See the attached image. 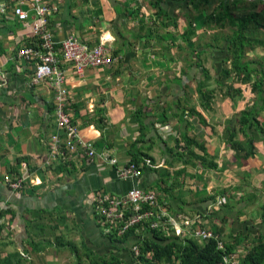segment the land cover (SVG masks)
Instances as JSON below:
<instances>
[{
  "label": "crops",
  "instance_id": "obj_1",
  "mask_svg": "<svg viewBox=\"0 0 264 264\" xmlns=\"http://www.w3.org/2000/svg\"><path fill=\"white\" fill-rule=\"evenodd\" d=\"M44 1L52 7L47 30L53 41L75 36L88 47L104 44L110 51V65L89 69L82 76L68 70V109L80 134L94 143L96 151L117 161L111 165L99 157L72 159L71 172L58 170L60 158L48 164L51 135L58 130L53 91L46 84L31 85L38 57L19 56L26 46L43 50L33 31L38 16L33 4L25 2L21 8L28 19L20 21L13 14L18 4L0 0V264H74L77 255L80 264L98 259L137 264L131 239L122 242L103 235L92 198L99 192L119 197L140 188L157 195L156 214L188 219L208 213V196L219 193V187L229 191L239 183L243 167H238L234 151L226 146V128L218 113L234 103L218 93L220 101L216 97L204 109L195 94L202 78V67L197 65L218 74L226 44L196 59L189 48L208 41L209 32L198 40L204 30L197 24L196 37L182 38L193 12L188 0ZM235 1L239 0H218L207 10ZM171 18L177 19L176 30ZM249 56L264 58V48ZM246 87L252 96V89ZM191 108L202 114L205 124L189 114ZM183 135L203 142L217 168L191 157ZM227 152L232 155L225 157ZM137 154L143 160L142 174L120 177L117 169L132 163ZM258 155V161H249L251 166L264 163ZM22 162L31 182L13 192L4 175ZM252 182L261 187L264 172L255 174Z\"/></svg>",
  "mask_w": 264,
  "mask_h": 264
},
{
  "label": "trees",
  "instance_id": "obj_2",
  "mask_svg": "<svg viewBox=\"0 0 264 264\" xmlns=\"http://www.w3.org/2000/svg\"><path fill=\"white\" fill-rule=\"evenodd\" d=\"M213 3H218V0H188L187 4L192 6L193 12L188 14L187 27L182 38L190 40L196 37L197 24L204 30V35L198 40L207 36L206 32H209L208 41L203 44L196 42L189 48L196 59H199L205 51H220L226 44V56L221 62V70L218 74L211 75L202 64L197 65L198 68L202 67V78L198 81L196 89L199 105L202 108L205 109L210 105L218 93L223 99L229 98L234 105H237L243 99V91L235 88V85L251 86L252 93L257 97V101L251 107L248 105L239 116L234 115L227 121L229 124L224 132L226 144L236 152L238 167H243L241 175L238 174L240 181L229 191L222 190L213 196H208L211 197V208L208 213L189 217L187 220L190 224L188 226L182 224L183 232L179 235L175 234L172 224L164 219L161 213L158 214L159 216L145 218L141 223L129 227L122 237L113 238L103 234L107 238L122 242L131 239L132 249L134 247L137 249L136 255L132 250L133 259L137 264H264V200H262L264 182L262 188L252 182L255 174L264 172V163L261 167L251 166L249 163L259 154L256 142H264V58L251 59L249 56L250 52H254L257 48H264V0H239L233 4L220 2V5L208 11L207 8ZM175 20L172 19V25L176 30ZM198 49L201 51L199 52ZM114 55L116 57V53ZM53 109L55 113L54 106ZM185 110L183 109L178 116L180 120ZM189 114L197 115L202 123H206L202 114L195 111V108L189 109ZM182 139L183 146L188 149L191 157L201 164L208 161L211 168H217V164L212 159H208L203 142L188 135H183ZM193 148L202 150L203 154L195 153ZM61 162L62 165L58 170L71 172L72 166L75 165L70 159H61ZM131 162L138 166L143 164L140 154L134 155ZM6 175L17 178L19 169L6 173L4 178ZM204 193L206 194V191ZM219 195L221 197H218ZM220 198H224L225 202L215 208ZM159 207L157 204L154 209ZM251 207H255L253 214L260 215L259 224H254V220L248 218V209ZM170 216L180 217L177 214ZM94 217L101 230L104 229V217L98 213H94ZM201 217L204 220L199 224ZM152 224L156 227L152 228ZM191 228L193 232H190ZM197 228L209 229L218 237L197 241L193 238ZM241 244H244V251L239 253L237 249ZM39 245L46 248L42 242ZM74 254L77 255L75 252ZM74 264H80L78 255ZM93 264H123V262L98 259Z\"/></svg>",
  "mask_w": 264,
  "mask_h": 264
},
{
  "label": "built area",
  "instance_id": "obj_3",
  "mask_svg": "<svg viewBox=\"0 0 264 264\" xmlns=\"http://www.w3.org/2000/svg\"><path fill=\"white\" fill-rule=\"evenodd\" d=\"M16 2L18 6L14 7L13 14L20 21H26L28 14L22 10L21 5L25 2L33 4L37 21L33 24L34 35L40 38V52L38 48L26 46L19 50V56L25 58L38 57L39 62L31 78V85L39 86L48 85L53 91L54 107L56 115L57 129L51 135V153L48 164L56 159L73 161L88 158L93 160L99 157L104 162L111 165L116 164V159L109 154L98 153L94 143L85 139L75 124L73 116L68 111L70 101V92L68 89L67 72L73 69L77 76H82L87 70L110 65L113 58L110 51L104 44L88 47L80 43L75 36H70L60 43L52 40L48 32V17L51 14L52 7L44 0H10ZM73 159V160H72ZM74 162V161H73ZM147 164L150 160L146 159ZM27 164L22 162L19 169V177L5 176L7 187L13 191H20L24 185H30V173L26 171ZM142 166L136 163H129L117 169L118 175L123 178L140 176L142 174ZM28 180V181H27ZM217 201V206L225 202L224 198ZM94 213H98L104 217V229L102 231L105 236L113 238L122 237L125 232L135 224H139L143 219L151 216H159L153 209L157 207L158 198L152 191H144L140 188H134L123 196H111L99 192L92 198ZM164 219L172 224L177 230V234L182 233V224L188 226L190 221L187 218L177 217L174 220L169 214H162ZM1 218V210H0ZM200 220L198 221V223ZM1 227V219H0ZM156 227L155 224L151 225ZM175 231V230H174ZM193 232V231H192ZM197 238L201 240H209L215 237L210 230L199 229L195 232ZM221 248V244H219ZM137 254V249H132ZM131 250V251H132Z\"/></svg>",
  "mask_w": 264,
  "mask_h": 264
},
{
  "label": "rangeland",
  "instance_id": "obj_4",
  "mask_svg": "<svg viewBox=\"0 0 264 264\" xmlns=\"http://www.w3.org/2000/svg\"><path fill=\"white\" fill-rule=\"evenodd\" d=\"M212 75H215V74H212ZM211 84H213V83H211ZM236 87H237V89H241L243 91V99L238 103V105H235L234 106V104H233L231 108H225V109H222L221 108V111H218V113H221L222 114L221 118H219V119H220L221 125H223V129H225L226 126H227V124H229V123H227V121H229V119H230V117H231L232 114H233V116L235 115L236 117L239 116V113L241 111H244L248 105H249V107H251L257 101V97H256L255 94H252V96L250 95L251 91H249L250 89L248 90V87H246V86H240V85H235V88ZM249 87L252 89L251 86H249ZM195 94H196V92H195ZM217 96L218 95H216V97ZM216 97L214 98V100L216 99ZM216 101L217 102L220 101V97H217ZM198 104H199V100H198ZM260 105H262V102H260ZM263 114H264V112H263ZM229 115H230V117H227ZM236 117L233 118L234 121L236 120ZM263 121H264V118H263ZM224 141L226 143V139L225 138H224ZM261 144L264 146V142L263 141H259L258 142V148H259L260 151L263 152L264 148L260 146ZM226 146H229V145H226ZM232 150L234 151L233 155H235V153H236L235 150L234 149H232ZM230 155H232V154L229 153V152H227L224 156L227 157V156H230ZM258 158L260 159L259 162L260 161H262V163L264 162V154L263 153L259 152ZM255 159H256V161H258L257 155H256ZM213 161H215V160H213ZM213 178H215V177L213 176ZM213 184H214V182L211 181V185H213ZM261 188H262V186H261ZM221 190H224V188L223 187H219V191H221ZM218 197H221V196L219 195ZM262 200H264V197L262 198ZM218 201H221V199H219ZM217 207L218 206L215 205V208H217ZM210 208H211V206H210ZM254 209H255V207H251L250 209H248V218H249V220L250 219L254 220V222H253L254 224H259V222L261 220L260 219V215L258 213L253 214L252 212L254 211ZM1 215H2V211H1ZM176 219H177V217H174V220H176ZM199 220H200L199 224H201V222L204 219L201 217ZM174 230H175V234H177V230L175 228H174ZM190 230H191L190 232H192V228ZM197 230H199V229L197 228L196 231ZM207 230H209V229H207ZM186 233L189 234V232H187V231H186ZM214 236L215 237H212V238H217L218 237L217 235H214ZM193 238L195 240H197V241H204V240H201L200 238H197V235H194ZM212 238H210V239H212ZM243 248H244V244H241L239 246V248L237 249V250H239L238 252L240 253V251H244ZM233 264H235V263H233Z\"/></svg>",
  "mask_w": 264,
  "mask_h": 264
}]
</instances>
